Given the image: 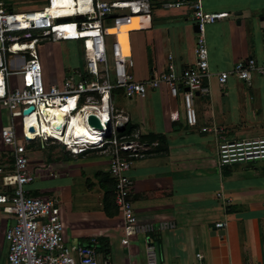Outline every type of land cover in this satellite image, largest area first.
Wrapping results in <instances>:
<instances>
[{
	"label": "crops",
	"instance_id": "crops-1",
	"mask_svg": "<svg viewBox=\"0 0 264 264\" xmlns=\"http://www.w3.org/2000/svg\"><path fill=\"white\" fill-rule=\"evenodd\" d=\"M13 1L7 0L6 7L27 10L17 6L19 0ZM150 1L149 20L135 18L141 28L136 26L128 33L131 73L138 81L163 69L168 54L176 68L185 67L194 59V21L189 9L162 8L164 0ZM28 5L35 9L45 3ZM201 5L204 11L223 12L225 16L203 29L208 65L204 84L208 92H195L192 96L196 125L185 124L180 94L171 96L164 86L150 89L143 99H132L117 107L143 136L163 135L166 142L164 150L135 160L127 171L132 180L130 199L136 219L140 224L151 225L152 230L138 234L127 245L119 244V217H108L102 211V189L95 176L107 170L104 157L94 152L88 153L96 154L92 158H83L88 154L70 157L62 151L67 162L57 165L65 168L74 164L72 159L101 162L87 167L85 176L80 178L78 201L64 198L68 202L61 217L65 224L63 239L65 243L102 247L98 252L108 257L111 264H146L150 246L157 264H192L195 253L200 254L202 264H264V161L219 167L216 136L200 130L220 127L224 139L229 141L264 137V74L252 76L248 84L233 76L223 84L217 82L218 73L230 69L236 60L247 56L261 59L264 0H201ZM123 48L127 53L126 37ZM16 61L17 58L11 61V68ZM54 69L53 83L59 82L67 71L56 58ZM120 96L117 91L113 93L114 104ZM7 122V112L0 105V128ZM9 153L10 148L0 142V166L10 163ZM65 171L71 174L64 184H72L73 178L79 176L71 169ZM45 175L50 176L46 173L39 178H46ZM65 187H49L40 181L24 189L30 195H55L58 191L64 193ZM6 190L0 181V192ZM55 196L60 212L61 202ZM225 198L229 199L227 205H223ZM10 222L0 210L2 264H6L7 253L3 232ZM216 222L225 225L215 227ZM160 223L164 227L158 229Z\"/></svg>",
	"mask_w": 264,
	"mask_h": 264
},
{
	"label": "built area",
	"instance_id": "built-area-1",
	"mask_svg": "<svg viewBox=\"0 0 264 264\" xmlns=\"http://www.w3.org/2000/svg\"><path fill=\"white\" fill-rule=\"evenodd\" d=\"M160 5L189 9L197 27L194 59L191 64L176 68L168 54L163 69L138 81L131 73L128 33L136 26L141 28L135 18L149 20L150 0H46L42 7L19 11L7 8L6 1L0 0V105L8 115L7 124L0 128V142L10 148V163L0 166V181L7 188L0 192V210L11 219L3 232L6 264H111L95 245L64 242L56 196L30 195L23 188L35 178L28 170L27 158L33 143L57 145L70 157L94 152L106 159L120 222V245L152 230L151 225L140 224L136 219L130 199L132 180L127 171L135 160L152 153L157 142L142 138L143 134L129 123L128 115L115 106L113 93L143 99L150 89L164 86L171 96L180 94L184 122L188 127L195 126L192 96L195 92H208L204 84L208 65L203 29L225 16L223 12L204 11L201 0H164ZM122 30L126 33V54L117 37ZM45 41H79L82 67L67 70L59 82L44 81L38 46ZM261 52L259 60L251 56L236 60L230 69L218 73L217 82L223 84L233 76L248 84L252 76L264 74V41ZM15 58L14 69L10 70ZM28 106L32 109L23 113ZM90 115L98 120L99 127L88 123ZM75 116L85 129L76 132L74 125L70 126ZM30 127L32 132L28 133ZM200 130L216 136L219 167L264 161V137L229 141L224 139L220 127ZM216 195L219 197L220 193ZM228 202L225 198L223 205ZM163 227V223L158 225V229ZM150 249L146 264H157L153 247ZM192 264H202L199 253L194 254Z\"/></svg>",
	"mask_w": 264,
	"mask_h": 264
},
{
	"label": "rangeland",
	"instance_id": "rangeland-1",
	"mask_svg": "<svg viewBox=\"0 0 264 264\" xmlns=\"http://www.w3.org/2000/svg\"><path fill=\"white\" fill-rule=\"evenodd\" d=\"M45 1L46 0H19L16 4L21 9H29L30 7H32L31 5H28L30 3L35 4L34 7H36V6H41L43 3H45ZM38 53H39V59H40L42 71H43V79L44 81H47L49 83L50 82L53 83V81H55L56 79V72L54 69L55 58L57 59L58 63L60 62L63 68H67L66 70H71L73 67L81 68L83 64V51L80 48L79 41H57V42L45 41V42L40 43V45L38 46ZM18 55L19 54H17V56ZM9 69L12 70L13 68L9 67ZM132 99L133 98H126L123 95H121L119 99L115 101V105L116 107L125 106L126 103L130 102V100ZM15 124H16V128L18 129V122L15 121ZM29 148L31 150H30L29 157H27L28 158V170L33 175H36V178L32 182L25 184L23 188L36 185L40 181L43 182V185L47 184L49 185V187L52 185H57L58 187L67 186L65 188H62L63 190H65L64 193L59 194V191H58V193L56 192L57 194H55L57 195L58 199L61 202L60 204L61 211L59 213L61 215L60 219H61L62 227L64 228L65 224L63 225L64 222L61 217H62L64 209L66 208V204H67L66 202H68V201H65L64 198L67 197L72 201H78L80 199L79 198L80 197L79 187H81L80 178L85 176L87 167L97 165L101 162L98 159H95L93 161H88L87 163L86 162L82 163L78 160L72 159L71 162H74V164L66 165L65 168H59L57 167V165L66 163L67 159L63 155V152L58 148L57 145L37 144L35 146V143H33L31 147L29 146ZM95 156L96 154L94 155L93 153H91V154L84 156L83 158H92ZM68 169H71L73 173H77L79 175L78 177L73 178V182H71L72 184H64L65 180L67 179L66 177L71 174L65 171ZM46 173L47 174L49 173L50 176L45 175L46 178L45 177L39 178L41 177L40 175H44ZM51 174H54V176H52ZM95 176H96V173H95ZM102 182H103V185L106 186V182L105 181H102ZM86 185H89L88 181H86ZM100 188L102 189V187ZM60 192H62V190ZM45 195H54V193H48ZM95 198L97 199V201L99 200L98 193L96 194ZM113 216H115V214L112 216H108V217H113ZM3 246H4V243H3ZM2 262H3V254L0 251V264H2Z\"/></svg>",
	"mask_w": 264,
	"mask_h": 264
},
{
	"label": "trees",
	"instance_id": "trees-1",
	"mask_svg": "<svg viewBox=\"0 0 264 264\" xmlns=\"http://www.w3.org/2000/svg\"><path fill=\"white\" fill-rule=\"evenodd\" d=\"M146 142L156 141L157 144L153 148L154 152L162 151L165 148V139L163 135L159 134H148L142 137ZM97 181L99 182L100 187H102V196H101V206L102 211L106 216H112L117 214L116 207L113 203V183L111 177L106 172L96 173ZM106 182V186L103 185V182ZM97 249H102V247H96Z\"/></svg>",
	"mask_w": 264,
	"mask_h": 264
},
{
	"label": "bare ground",
	"instance_id": "bare-ground-1",
	"mask_svg": "<svg viewBox=\"0 0 264 264\" xmlns=\"http://www.w3.org/2000/svg\"><path fill=\"white\" fill-rule=\"evenodd\" d=\"M117 37H118V39H119V42H120V44H121V47H122V49H123V53H124V48H123V44H124V41H125V37H126V33L122 30V31H120L119 33H118V35H117ZM15 48H17V47H19V46H14ZM124 54H126V53H124ZM77 120H76V119ZM75 118H73L71 121H70V126H72V125H74V130L76 131V132H78V131H80V130H82V128H86L82 123H80V125L78 124V122H81L80 121V118L78 117V116H75Z\"/></svg>",
	"mask_w": 264,
	"mask_h": 264
},
{
	"label": "water",
	"instance_id": "water-1",
	"mask_svg": "<svg viewBox=\"0 0 264 264\" xmlns=\"http://www.w3.org/2000/svg\"><path fill=\"white\" fill-rule=\"evenodd\" d=\"M196 29L197 27L196 25H194L193 30L196 31ZM31 109H32V106H28L27 108L23 110V113H28ZM88 123L92 126L99 127L98 120L92 115L88 117ZM119 130H122V128H120ZM31 132H32V127H30L28 130V133H31ZM26 138H29V136L27 135Z\"/></svg>",
	"mask_w": 264,
	"mask_h": 264
}]
</instances>
